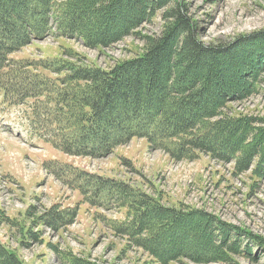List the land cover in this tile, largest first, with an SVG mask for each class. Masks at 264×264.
<instances>
[{
    "label": "trees",
    "instance_id": "obj_1",
    "mask_svg": "<svg viewBox=\"0 0 264 264\" xmlns=\"http://www.w3.org/2000/svg\"><path fill=\"white\" fill-rule=\"evenodd\" d=\"M169 2L0 0V93L15 104L34 100L33 123L41 132L49 131L54 148L70 156L105 158L142 138L151 149L177 161L206 153L234 162L240 173L254 165L259 175L264 168V127L252 117L224 111L262 90L264 31L234 43L205 45L196 39V22L176 7L161 37H144L142 56L108 71L61 58L53 63L11 59L52 35L80 40L91 49L112 47L136 36ZM241 48L249 53L238 58ZM78 176L80 192L88 196L95 188L98 197L115 196L127 208V220L118 230L158 264L228 261L237 251L230 245L233 232L240 237L245 232L264 247V238L205 211L167 207L121 180L85 171ZM69 263L84 262L69 258ZM0 264L24 262L0 241Z\"/></svg>",
    "mask_w": 264,
    "mask_h": 264
},
{
    "label": "rangeland",
    "instance_id": "obj_2",
    "mask_svg": "<svg viewBox=\"0 0 264 264\" xmlns=\"http://www.w3.org/2000/svg\"><path fill=\"white\" fill-rule=\"evenodd\" d=\"M176 7L196 22V39L205 45L234 43L241 36L264 31V0H170L136 36L112 47L91 49L80 40L52 35L34 41L11 59L53 63L61 58L108 71L142 56L144 37H161ZM242 50L235 56L249 53ZM260 88L257 95L229 104L224 112L252 117L264 127V85ZM4 97L0 93V241L24 264H68L69 258L83 264H158L118 230L128 210L115 196L103 199L92 187L88 196L79 191V171L124 181L167 207L202 210L264 238V168L259 175L254 165L240 173L234 162L206 153L177 161L137 138L105 158L70 156L54 148L50 132H41L33 123L34 100L15 104ZM244 234H231L230 245L237 251L228 261L182 259L173 264H264L263 245Z\"/></svg>",
    "mask_w": 264,
    "mask_h": 264
},
{
    "label": "bare ground",
    "instance_id": "obj_3",
    "mask_svg": "<svg viewBox=\"0 0 264 264\" xmlns=\"http://www.w3.org/2000/svg\"><path fill=\"white\" fill-rule=\"evenodd\" d=\"M242 49V48H241Z\"/></svg>",
    "mask_w": 264,
    "mask_h": 264
}]
</instances>
